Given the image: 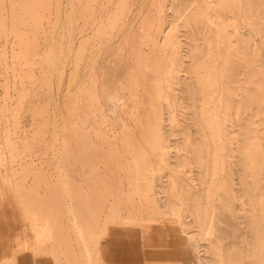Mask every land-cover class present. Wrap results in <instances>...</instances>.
Segmentation results:
<instances>
[{"label": "bare ground", "instance_id": "1", "mask_svg": "<svg viewBox=\"0 0 264 264\" xmlns=\"http://www.w3.org/2000/svg\"><path fill=\"white\" fill-rule=\"evenodd\" d=\"M176 226L264 264V0H0V264Z\"/></svg>", "mask_w": 264, "mask_h": 264}, {"label": "rangeland", "instance_id": "2", "mask_svg": "<svg viewBox=\"0 0 264 264\" xmlns=\"http://www.w3.org/2000/svg\"><path fill=\"white\" fill-rule=\"evenodd\" d=\"M135 228H137L136 231L140 229L139 227ZM179 228V226H176L175 230L170 227L153 228L154 231L156 230L153 232L158 235L152 233L154 237H147L148 240H144L137 232H121L107 236V244L105 243L107 260L110 264H198V258L193 255L195 253L185 236L186 234L183 235V231ZM141 237L142 239H140ZM152 238L155 243L150 241ZM142 240L143 243L146 241L147 247L143 245ZM148 241L149 244L154 245H152L153 248L148 245ZM114 251L117 253L115 256H113ZM188 251L189 253H187ZM25 253L30 254L29 251ZM47 257L49 258V256Z\"/></svg>", "mask_w": 264, "mask_h": 264}, {"label": "crops", "instance_id": "3", "mask_svg": "<svg viewBox=\"0 0 264 264\" xmlns=\"http://www.w3.org/2000/svg\"><path fill=\"white\" fill-rule=\"evenodd\" d=\"M121 232H127V231L121 230V228L120 229L116 228V229H112L109 235L111 236V235H115L116 233H121ZM112 239H113V237H112ZM105 243L107 244V239H105L102 243V247H103V251H104L103 262H104V264H110L107 260V255H106L107 250H106ZM116 254L117 253L114 251L113 256H115ZM32 259H34V260L32 261ZM16 262H17V264H53V262L51 260L48 261L47 258L35 259L34 257L32 258V255H30L28 253L19 254L17 256ZM162 264H165V263H162Z\"/></svg>", "mask_w": 264, "mask_h": 264}]
</instances>
